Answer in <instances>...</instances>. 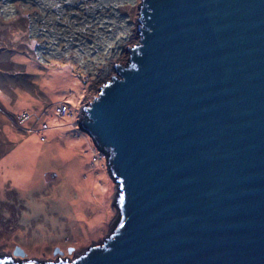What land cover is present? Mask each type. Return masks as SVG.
Instances as JSON below:
<instances>
[{
    "label": "water",
    "instance_id": "water-1",
    "mask_svg": "<svg viewBox=\"0 0 264 264\" xmlns=\"http://www.w3.org/2000/svg\"><path fill=\"white\" fill-rule=\"evenodd\" d=\"M139 11L128 65L74 126L117 185L108 237L73 260L17 249L0 264H264V0Z\"/></svg>",
    "mask_w": 264,
    "mask_h": 264
},
{
    "label": "rangeland",
    "instance_id": "rangeland-1",
    "mask_svg": "<svg viewBox=\"0 0 264 264\" xmlns=\"http://www.w3.org/2000/svg\"><path fill=\"white\" fill-rule=\"evenodd\" d=\"M142 3L0 0V71L12 74L0 72V89L15 93H0V256L20 249L28 261L73 260L108 237L118 216L117 185L106 160L94 161L91 139L79 128L77 139L74 119L55 111L65 102L78 120L115 77V64L128 65L127 49L140 41ZM27 96L32 106L29 100L15 108ZM4 106L16 110L18 122ZM65 134L78 145L70 148ZM91 175L97 186L89 190Z\"/></svg>",
    "mask_w": 264,
    "mask_h": 264
},
{
    "label": "crops",
    "instance_id": "crops-1",
    "mask_svg": "<svg viewBox=\"0 0 264 264\" xmlns=\"http://www.w3.org/2000/svg\"><path fill=\"white\" fill-rule=\"evenodd\" d=\"M15 71H16V69H15ZM1 72V71H0ZM4 74L5 76H12V74H10V73H6V72H1V74ZM13 88H14V86H12ZM1 92H3V93H7L6 91H4L3 89H0V93ZM7 94H9L11 97L13 96V95H15V93H13V95H11L12 93H7ZM4 95V94H3ZM25 95H29V94H25ZM18 97H20V94L18 95ZM30 100V96H27V97H21V101H19V102H17L16 103V105H15V108H17L18 107V105H20L21 103L22 104H27V102ZM46 100H49V99H46ZM52 100L50 99V102H51ZM35 103V102H34ZM30 105H31V100H30ZM39 105L40 104H34V106L35 107H39ZM32 106V105H31ZM47 109H49V107L47 108ZM46 109V110H47ZM2 111L5 113L4 115H6L11 121H12V119H11V116H13L12 118H13V123H16V122H18L19 121V118H18V115L17 114H14L15 112H16V110H12V114H10V113H8L7 112V109L5 108V106L3 107V109H2ZM65 118H67V117H65ZM68 118H70V119H74V120H72V122H74V125L73 126H75V124H76V122L77 121H75V116L73 115V116H71V117H68ZM75 128V127H74ZM22 131V130H21ZM78 130L75 128V132H76V135H74L77 139H78V132H77ZM61 134H63L62 133V131L60 132ZM81 134V133H80ZM65 137H63V139H65V141L66 140H68V141H70V148H72V145H78V143L79 142H76L75 143V141H73V139L71 138V135H70V137L67 135V134H65L64 135ZM85 136H87L86 134H85ZM55 137H56V135H55ZM89 138V137H88ZM87 143H90L88 140H85ZM92 141V140H91ZM86 147V146H85ZM85 147H82V148H85ZM85 149H87L88 150V148H85ZM85 149H83V150H85ZM95 149V146H94V144H92V149H90L91 151L92 150H94ZM94 158V157H93Z\"/></svg>",
    "mask_w": 264,
    "mask_h": 264
},
{
    "label": "built area",
    "instance_id": "built-area-1",
    "mask_svg": "<svg viewBox=\"0 0 264 264\" xmlns=\"http://www.w3.org/2000/svg\"><path fill=\"white\" fill-rule=\"evenodd\" d=\"M57 115H59L60 117H67V116H73V111H72V108L69 107V105H66V104H61L59 105L57 108H56V111ZM24 118V121L25 123L28 122V121H31V116H25L23 117ZM49 129V125L48 124H43L42 125V130H48ZM41 140H45L44 137H42ZM95 153H96V156L94 157V161L95 162H98V160H106V165L108 166V161H107V158H106V155L103 153V152H100L99 150H95Z\"/></svg>",
    "mask_w": 264,
    "mask_h": 264
},
{
    "label": "bare ground",
    "instance_id": "bare-ground-1",
    "mask_svg": "<svg viewBox=\"0 0 264 264\" xmlns=\"http://www.w3.org/2000/svg\"><path fill=\"white\" fill-rule=\"evenodd\" d=\"M95 180H97V179H95V177H92V175L91 176H89V177H87L86 178V181H85V186L89 189V190H91V188H94L95 186H97V182H95ZM87 199H89L88 198V194H87V192L85 193V194H82V198H81V200L83 201V200H87ZM102 208V207H101ZM84 210V209H83ZM81 211V212H79L78 213V217L80 216V214L82 213V212H84V211ZM102 210H104L103 208H102ZM101 214H102V212H101ZM100 214V215H101ZM81 217V216H80Z\"/></svg>",
    "mask_w": 264,
    "mask_h": 264
},
{
    "label": "trees",
    "instance_id": "trees-1",
    "mask_svg": "<svg viewBox=\"0 0 264 264\" xmlns=\"http://www.w3.org/2000/svg\"><path fill=\"white\" fill-rule=\"evenodd\" d=\"M61 104H66V103L64 102V103H61ZM61 104H60V105H61ZM66 105H68V104H66ZM95 150H96V148H95ZM105 155H106V154H105Z\"/></svg>",
    "mask_w": 264,
    "mask_h": 264
},
{
    "label": "clouds",
    "instance_id": "clouds-1",
    "mask_svg": "<svg viewBox=\"0 0 264 264\" xmlns=\"http://www.w3.org/2000/svg\"><path fill=\"white\" fill-rule=\"evenodd\" d=\"M96 148V147H95Z\"/></svg>",
    "mask_w": 264,
    "mask_h": 264
}]
</instances>
